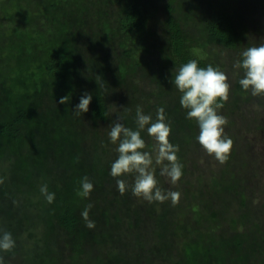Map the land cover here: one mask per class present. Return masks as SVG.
<instances>
[{
    "label": "trees",
    "instance_id": "obj_1",
    "mask_svg": "<svg viewBox=\"0 0 264 264\" xmlns=\"http://www.w3.org/2000/svg\"><path fill=\"white\" fill-rule=\"evenodd\" d=\"M200 2V0H0V94L3 97L1 102L3 107L0 111V178L4 180V183L0 184V231L10 232L16 241V246L11 252H0L6 264L8 257L13 254L19 255L21 264H55L57 257L64 254L63 248L57 247L54 239L46 233L55 223L66 233L73 234L68 249L71 252L69 257L73 261L71 264H75L78 258L75 253L81 254V251H75L80 243L79 238L74 240L80 235L77 233L81 220L79 213L84 211L83 209L80 212L81 204L84 208L87 206L82 197L77 195L81 190L79 181L88 174L93 183H104L111 176L102 163L106 159H102L103 155L97 148L92 152V157L86 155L83 161L77 158L75 150L91 133L84 130L79 134L76 131L71 107L74 97H71L69 103L61 105L59 103L61 97L75 93L78 84L87 82L88 77L83 73L84 69L99 71L98 76L94 78L95 80L99 78L101 84L98 86L97 82H94L96 91L89 105L92 115L91 126L95 125L96 120L104 121L108 118L110 106L104 89L106 84L104 81L106 71L102 70L104 61L97 57L98 55L94 57V53L88 55L81 52L78 47L79 41L85 39L84 41L94 44L90 41L91 37L101 41L105 37L108 41L119 35L118 53L122 55L120 59L124 62L118 66L120 79L126 82L130 80L129 77L135 78L132 72L140 66L141 73L136 79H142L145 85L151 88L150 95L154 94L155 98L166 100L171 107L179 98L175 96L174 89L172 92L169 91L172 86L164 83L166 76L162 79L159 74H152L149 79L148 73L142 69L145 63H150L145 56L152 49V44L146 39L153 29L146 30L151 14L167 12L163 18V32L169 43L168 55L171 64L177 71L183 64L193 59L197 60L199 67L206 68L212 65L214 68H220L215 65L216 60L213 61L210 53L204 50L206 43L196 44L192 35L196 37L198 34L202 41H209L212 46L216 45L229 51L237 49L245 41L244 30L247 27L241 28L234 19L230 12L232 6L223 1L213 6L210 2L209 13L202 9ZM187 5L196 8L193 13L189 12L191 8ZM262 5L264 6V0ZM11 13L14 20L12 27L16 26V30L7 34V31L3 30L5 17ZM197 13L200 15L199 18L203 17L202 20H195V27L189 28L187 21L190 18L193 22V15ZM35 14L40 21L34 18ZM29 24L31 32L24 28ZM36 29L37 32L41 31L43 36L36 37ZM8 44H12L15 50L8 52ZM199 47L203 51L199 50ZM238 70L244 71L242 68ZM233 92L235 98L231 99V105L236 110L239 99L248 101V105L251 106L260 99V96H253L251 90L245 91L239 81L235 83ZM139 93L145 101L147 93L143 89ZM42 94L50 95L57 100V105H60L58 108L55 107L51 114L46 113V116L45 112L36 113V106L41 103ZM147 108L150 110L153 107ZM173 109L176 114L179 113V116L186 118L187 112H177L180 110L178 107ZM128 116L126 122L130 120ZM175 118L170 120L174 125ZM57 119H61L59 123ZM63 121L72 124L69 133L63 127ZM51 123L59 125L53 137L50 136L53 134ZM249 123L260 127L257 121L249 120ZM173 124L171 129L174 127ZM36 130H39V133H36ZM259 130L264 133L263 128L260 127ZM172 133L179 136L175 132ZM35 134L36 142L33 141ZM234 135L239 142L241 135L236 133ZM147 136L149 135L146 133L142 138ZM174 142L173 145H179ZM178 142L181 144L180 140ZM237 145H234L233 151L238 148ZM246 159L247 156L241 164H245ZM76 161L80 162L82 167H86V170H81V166L77 168ZM181 164L182 171L186 172L187 164L184 161ZM241 164L235 163V170ZM232 178L233 176L230 181ZM44 184H47L50 193L55 194L51 204L40 192V187ZM223 185L226 184H221L220 187ZM237 189L239 187H228L227 190L234 191L233 200H236L238 207L230 209L228 217L223 214L224 221L227 222H220L213 211L194 215L195 220L202 222H199V227L188 229L190 238L183 237L180 246L174 242L178 248L176 251L178 255L173 259L167 258L168 264H264V245L258 249V239H261V245L264 243V232L259 229L257 222L250 219L251 212L257 208L253 210L248 208L246 195L239 193ZM197 194H200V191ZM202 218L212 219L214 222H208L205 226ZM214 229H217L216 234ZM230 230L236 232L231 235L227 233ZM243 235L251 238L245 245ZM123 250L124 248L120 255L125 261L129 262V259L134 258ZM120 255L116 257L119 262L122 261ZM128 255L129 258H126ZM112 262L111 257V264Z\"/></svg>",
    "mask_w": 264,
    "mask_h": 264
},
{
    "label": "rangeland",
    "instance_id": "obj_2",
    "mask_svg": "<svg viewBox=\"0 0 264 264\" xmlns=\"http://www.w3.org/2000/svg\"><path fill=\"white\" fill-rule=\"evenodd\" d=\"M200 1L202 9L209 13L211 12L210 2L214 6L223 1L225 4L232 6L230 12L240 27H247L244 30V43L240 44L237 49L230 51L223 50L216 45L212 46L209 41H202V38L198 34H196V37L192 35V39L196 44L198 42L206 43L204 50L210 53L213 61L216 60L215 65L220 66L219 70L225 72L228 76V82L231 85L229 100L224 103V107L219 110V114L224 115L228 120V124L225 126V133L233 140L232 149L237 144L238 148L234 149V151L231 150L228 161L223 164L219 163L214 156L209 155L198 143L196 139L199 135L197 121L195 119H184L179 116V113L176 114L174 112V107H178L180 110L177 109V112L180 111V113L187 112V110L180 104V91L174 84L170 83V80L174 79L178 71L171 64L172 61L168 55L169 43L167 36L163 32V18L167 12H156L148 17L149 25L146 27V30H150L149 28L153 29H151L152 33L146 39L152 44V49L145 56L146 60L150 61V63H145L142 69L148 73L149 79L152 74H159L162 76V79L166 76L163 80L164 83L171 85L172 87L169 91L172 92L174 89L175 96L179 98V103L173 102L171 107L169 103H166V100L155 98L154 94L150 95L149 90L151 88L145 85L142 79H136L141 73L140 66L132 72L135 78L129 77L130 80L128 79L126 82L120 79L118 66L124 62L120 59L122 55L118 53L119 35L108 41L105 37L102 41L91 37L90 41L94 44L81 39L78 44L81 52L88 55L94 53V57L98 55L97 57H100L104 61L102 63V70L106 71L104 89L106 90L105 95L110 107L108 109V118L104 121L96 120L94 126H91L92 115L90 108L86 113H81L79 116L74 115L73 119L75 120L77 133L82 134L84 130L91 133L88 139L82 140V145L75 150L74 153L77 158L80 161H83L86 155L90 158L93 155L92 152H95L94 149L97 148V151L103 155L102 159H106L102 163L110 172L112 163L118 157V153L116 152L118 145L113 144L108 136L110 125L115 122L117 117H120V122L126 127L136 130L135 117L138 105L142 107L143 113L150 114L153 120L156 119L157 110L163 107L167 122L170 125L173 124L170 120H173L176 116V123L175 125L173 124L174 127L171 129V135L176 142L172 141L171 136L169 139L172 144L173 142L174 144H179L177 155L180 163L184 161L187 164V169L186 172H183L181 179L176 184H172L168 177L160 175L161 166L154 165L155 176L159 182V186L165 191H176L181 194L179 202L175 206L172 205L170 200L164 203L155 201L149 203L142 198L135 197L130 189L122 195L117 189L116 178L109 176L107 182L93 183L87 174L86 176L94 188L89 197H82V200L85 205L90 203L93 205L89 210V219L95 222V227L91 229L86 227L85 221L81 213H79L81 220L77 233L79 232L80 235L74 240L79 238L78 241L80 243L76 246L75 251H81V254L75 253L78 257L75 264H111V257L113 258L112 264H168L167 258L173 259L178 255L176 252L178 248L174 242H177V245L180 246L183 237L190 238L189 230L199 227V222H202L197 219L195 220L193 218L194 215L196 216L199 212L207 214L213 211V214L217 215L220 222H227L224 221L223 214L228 217L230 209L238 208L236 200H233V197H235L234 191L228 192V187H239L237 189L238 192L246 195V200H248L246 205L249 206L248 208L252 210L257 208V210L251 212L250 219L252 222H257L259 229L264 232V133L259 130L260 127L264 129V95H260L259 102L252 106L248 105V101L240 100L239 98V102L237 103L238 110L235 107L233 109L231 105V99L235 98L233 92L234 85L244 76V71L241 72V70L234 68L233 65L238 60L241 61V54L247 49L246 47L264 44L263 0ZM187 7L191 8L189 12L192 13L196 9L189 5ZM12 17V13L5 17L3 30L7 31V34L16 30V26L12 27V22H14ZM199 17L200 15L197 13L193 15V22L190 18L188 21L186 19L189 23V28L195 27V20H202L203 17ZM34 18L40 21L36 14ZM24 28L26 31L31 32V24L25 25ZM37 35L43 36V33L38 31L36 37ZM189 35H191L190 32ZM7 47H9L8 52H11L12 49L15 50L12 44H8ZM199 50L203 51L200 47ZM83 73L88 77L87 82L84 81L86 84H78L74 90L75 93L68 95L72 98L74 97V102L71 101L73 110L86 91L92 94V97L95 95L96 88L94 82L96 80L94 77L98 76L100 72L91 71L89 68H86L83 70ZM155 81L157 83V77ZM145 82L147 81L145 80ZM152 87L154 86L152 85ZM142 89L149 95L145 94L147 98L145 101H143L144 97L139 93ZM241 96L244 97L243 94ZM0 97H2L1 94ZM2 99L3 97L0 99V111L3 107L1 104ZM40 101L41 103L36 106V113L42 114L45 112L44 116H46V113L47 115L51 114V111L55 107L58 108L61 105H57V100L46 94L40 96ZM148 106L153 108L149 110ZM250 107L253 108L248 109ZM127 115H129L128 119L130 120L126 122ZM185 116L187 117V115ZM60 120L57 119V122L59 123ZM249 120H252V122L257 121L260 127L258 128L255 124L249 123ZM58 123L50 124L51 131L53 132V134H50L51 137L56 134L55 129L59 127ZM62 124L65 131L69 133L72 124H67L66 121H63ZM133 124L134 127H132ZM36 131V133H39V130ZM172 132H175L179 136H174ZM146 133V130L142 131L141 136H146ZM234 133L241 135L239 142L235 139ZM178 139L181 141V144L178 142ZM144 140L146 142L145 150L151 151L155 155V140L150 136L145 137ZM33 141L36 142V134L33 136ZM94 144L95 146H93ZM246 156V163L241 164ZM165 163L167 162L165 161ZM235 163L241 164L236 170ZM80 166V162L76 161V167L79 168ZM73 167L76 169L74 164ZM81 170H86V167H82ZM229 171L232 173H229ZM232 176L233 178L230 181ZM122 178L126 179L129 184L134 183V176L132 175ZM82 179L79 181V186H81ZM221 184L226 185L220 187ZM199 191L200 194H197ZM81 208L80 212L83 209L85 210L83 204H81ZM202 220L205 226L208 225V222H214L212 219L204 220L202 218ZM216 230L214 229L215 234L217 233ZM235 232L234 230L227 231L231 235ZM46 233L54 239L57 247L63 248L64 254L57 257L55 264H71L73 261L69 257L71 252L68 248L70 247V239L73 240V234L66 233L57 223ZM183 233L184 236H182ZM242 239L244 240L243 245L251 240L248 235H243ZM258 240V249H260L264 243L261 245V239ZM122 248L134 257L129 259V262L125 261V258L120 255ZM118 254L122 259L120 262L116 259ZM125 257L129 258V255ZM175 259L178 260V258ZM188 260L191 261L190 259ZM7 263L21 264L19 255H11L8 257Z\"/></svg>",
    "mask_w": 264,
    "mask_h": 264
},
{
    "label": "clouds",
    "instance_id": "obj_3",
    "mask_svg": "<svg viewBox=\"0 0 264 264\" xmlns=\"http://www.w3.org/2000/svg\"><path fill=\"white\" fill-rule=\"evenodd\" d=\"M234 68L244 70V76L239 84L245 90H251L253 96L264 95V44L247 48L242 52V61L238 60ZM98 86L101 82L96 80ZM170 83L180 91L181 106L187 110L188 119H195L199 126L198 143L203 149L223 164L231 153L233 140L225 133L227 118L219 114L224 107V102L229 100L231 85L225 72L208 65L206 68L199 67L197 60L193 59L183 64L174 79ZM92 94L85 93L81 96L79 103L75 106L73 114L79 116L89 111ZM70 96L61 97L60 104L69 103ZM121 118L117 117L110 125L108 136L113 144H117V159L112 163L110 175L116 178L118 191L123 195L129 189L135 197L151 202L164 203L168 200L175 206L180 199V193L176 191H165L159 186L155 176L154 165L161 166L160 175L170 179L176 184L183 175V165L179 161L177 153L179 145L170 142L171 125L167 122L165 109L157 110L156 119L150 114H144L142 107L136 108V130L126 127ZM146 129L147 134L155 142V155L146 151V142L141 132ZM165 161L167 163H165ZM134 176V183L129 184L126 177ZM4 180L0 178V184ZM93 184L85 176L81 181V190L77 195L88 198L93 191ZM40 192L46 201L51 204L55 194L48 191L47 184L40 187ZM93 207L90 203L81 213L86 227L94 228L95 222L89 219V210ZM16 246L10 232L0 231V252H11ZM0 264H6L3 255H0Z\"/></svg>",
    "mask_w": 264,
    "mask_h": 264
}]
</instances>
